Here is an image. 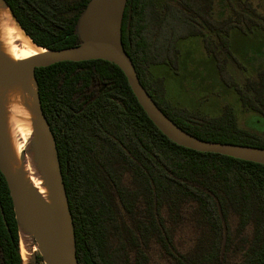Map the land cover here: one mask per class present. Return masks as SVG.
Here are the masks:
<instances>
[{
  "label": "trees",
  "instance_id": "obj_1",
  "mask_svg": "<svg viewBox=\"0 0 264 264\" xmlns=\"http://www.w3.org/2000/svg\"><path fill=\"white\" fill-rule=\"evenodd\" d=\"M3 1L36 45L60 50L80 43L77 22L89 0ZM237 1L244 10L217 20L212 0H126L121 42L142 87L182 130L208 142L264 149V136L239 128L228 106L215 117L176 108L162 79L149 76L152 66L176 71L178 41L199 37L241 107L264 119V70L239 87L226 69L227 60L236 62L230 31L254 22L250 6ZM34 76L58 152L78 264L264 262V166L169 141L112 63L61 62ZM0 264H22L1 173Z\"/></svg>",
  "mask_w": 264,
  "mask_h": 264
},
{
  "label": "water",
  "instance_id": "obj_2",
  "mask_svg": "<svg viewBox=\"0 0 264 264\" xmlns=\"http://www.w3.org/2000/svg\"><path fill=\"white\" fill-rule=\"evenodd\" d=\"M5 7L6 4L0 0ZM126 0H89L77 22L80 43L71 48L47 50L22 63H12L0 57V85L22 83L32 79L35 90L32 95L35 119V137L30 145L36 149V158L51 193L53 209L32 188H26L19 173L13 176L4 162V132L0 105V173L9 191L13 212L19 230L20 223L33 235L43 264H78L76 259L74 226L69 210L65 186L60 169L54 137L42 114L38 87L34 72L61 62L103 60L118 67L137 103L156 129L169 141L200 153H212L236 160L264 166V149L234 144L208 142L198 139L172 122L153 102L140 84L133 64L121 42V22ZM8 8V7H7ZM9 10V8H8ZM11 17L15 20L11 11ZM23 31V29L19 26ZM24 35L26 33L23 31ZM29 38V37H28ZM30 39V38H29ZM30 41H32L30 39ZM32 43H34L32 41ZM35 44V43H34ZM36 45V44H35ZM37 47H40L37 45ZM29 264H36L32 254ZM261 264H264L262 262Z\"/></svg>",
  "mask_w": 264,
  "mask_h": 264
},
{
  "label": "rangeland",
  "instance_id": "obj_3",
  "mask_svg": "<svg viewBox=\"0 0 264 264\" xmlns=\"http://www.w3.org/2000/svg\"><path fill=\"white\" fill-rule=\"evenodd\" d=\"M241 1L250 6L253 13L248 14L255 23L250 28L242 25V31L233 29L229 34V50L236 62L227 60L226 69L239 87L264 70V0ZM241 4L237 0H212L211 13L217 20L226 19L233 10H244ZM177 49L180 65L176 71L162 65L150 67V78L163 81L166 100L179 109L209 117L220 115L223 107L228 106L239 128L264 136V119L241 107L236 91L220 80L214 60L205 53L201 39L180 40ZM28 152L36 153L34 145ZM38 264H43L42 260Z\"/></svg>",
  "mask_w": 264,
  "mask_h": 264
},
{
  "label": "bare ground",
  "instance_id": "obj_4",
  "mask_svg": "<svg viewBox=\"0 0 264 264\" xmlns=\"http://www.w3.org/2000/svg\"><path fill=\"white\" fill-rule=\"evenodd\" d=\"M47 50L37 47L15 23L7 7L0 1V57L12 63H22ZM33 80L0 85V105L4 132V162L10 173L20 174L26 188H32L53 209L51 193L34 152H28L35 137ZM26 153V155H25ZM19 251L22 264H28L30 256L39 252L33 235L19 225Z\"/></svg>",
  "mask_w": 264,
  "mask_h": 264
},
{
  "label": "crops",
  "instance_id": "obj_5",
  "mask_svg": "<svg viewBox=\"0 0 264 264\" xmlns=\"http://www.w3.org/2000/svg\"><path fill=\"white\" fill-rule=\"evenodd\" d=\"M179 65H180V62H179ZM179 68V67H178ZM164 91H165V89H164ZM169 101V100H168ZM170 102V101H169ZM171 104V103H170ZM172 106H174L173 104H171ZM174 107H176V106H174ZM176 108H178V107H176Z\"/></svg>",
  "mask_w": 264,
  "mask_h": 264
}]
</instances>
